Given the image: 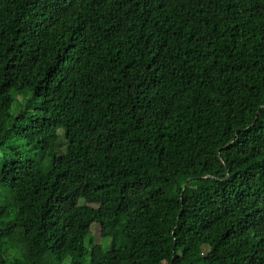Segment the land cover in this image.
<instances>
[{
    "label": "trees",
    "instance_id": "obj_1",
    "mask_svg": "<svg viewBox=\"0 0 264 264\" xmlns=\"http://www.w3.org/2000/svg\"><path fill=\"white\" fill-rule=\"evenodd\" d=\"M0 264H264V0H0Z\"/></svg>",
    "mask_w": 264,
    "mask_h": 264
},
{
    "label": "rangeland",
    "instance_id": "obj_2",
    "mask_svg": "<svg viewBox=\"0 0 264 264\" xmlns=\"http://www.w3.org/2000/svg\"><path fill=\"white\" fill-rule=\"evenodd\" d=\"M11 96L13 98L12 105L10 107V115L11 118L14 119L17 114H19L21 111H23V115L27 118V115L31 114L34 110L26 111L25 105L28 102L29 96H18V94L15 91L11 92ZM24 111L26 113H24ZM60 135H62V132H60ZM8 138V137H7ZM6 140L3 142L5 143ZM66 142L61 137L60 139V145L59 151H64ZM27 144H23V150H22V157L24 160L31 158L33 155L32 148H28ZM10 211L13 210V206L11 205L9 208ZM111 239H102V248L105 251L110 246ZM26 251V244L25 242L19 237L17 231H15L10 239H7L4 244L1 246V255L6 261H11V258L9 257H17L22 258L24 257V253ZM70 262V260H68ZM68 263V262H67Z\"/></svg>",
    "mask_w": 264,
    "mask_h": 264
}]
</instances>
